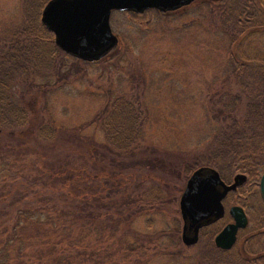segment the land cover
I'll return each mask as SVG.
<instances>
[{
  "label": "rangeland",
  "instance_id": "1",
  "mask_svg": "<svg viewBox=\"0 0 264 264\" xmlns=\"http://www.w3.org/2000/svg\"><path fill=\"white\" fill-rule=\"evenodd\" d=\"M34 4L0 0V63L27 115L25 126L0 129V264H195L177 208L189 170L217 153L225 166L231 151L260 149L245 140L256 114L227 75L217 17L208 5L197 15L116 11L109 57L57 51L46 61L30 55L48 48L30 42ZM117 99L139 112L127 156L108 151L101 128ZM43 126L52 138L38 134Z\"/></svg>",
  "mask_w": 264,
  "mask_h": 264
},
{
  "label": "flooded vegetation",
  "instance_id": "2",
  "mask_svg": "<svg viewBox=\"0 0 264 264\" xmlns=\"http://www.w3.org/2000/svg\"><path fill=\"white\" fill-rule=\"evenodd\" d=\"M41 1L43 2L42 4ZM46 1L48 2L49 0H32V2H35V4L34 8L31 10L34 16H38L37 18L40 28L49 38L47 45H51L64 55L70 56L61 51L55 45L52 31L42 26L39 20V15H41L42 9L47 3ZM38 2H40L41 5H39L42 6V8L38 5ZM204 5H208L209 13L213 17H217V21L220 23V29L218 31L219 33H222L223 36H225L227 47H229L230 55L228 59V67L230 68V73L227 75L230 76L231 74L232 78L242 82V88L240 89V92L243 94L239 96L243 97L247 111L256 114L254 120L255 125L260 126L261 122H263V117L260 115V112H264V0H190L187 4L181 5L171 11H160L154 7L144 8L141 11H120L128 12L129 14L135 16L141 15L147 11H155L161 14H169L170 12L182 13L190 11L197 15L198 9ZM38 6L40 8H38ZM36 7L39 10H37ZM219 8H221V11ZM253 10H256L255 13ZM116 11L119 10L113 9L109 13L108 24L110 31H112L109 22L110 17L112 13ZM130 11H132V13H130ZM190 21L196 22V17H191ZM112 33L117 39L116 43L111 46L107 53L105 52V54L96 61L109 57L111 50L118 45V36L113 31ZM235 46L237 47V50L235 49L234 51V48H236ZM240 51L241 53L238 55L237 52ZM236 69H238V71ZM248 85L252 87L251 90L249 89L250 87L248 88ZM245 87H247L248 92H246ZM259 92L262 94L260 95ZM256 94L259 97L256 96ZM244 96H246L247 99H245ZM245 140H247V142L249 140L250 143L262 141V139L258 137H255V139L250 137ZM250 154L251 153L248 154V157L251 159L250 162L252 166L256 164L254 167L240 169L239 167L241 164L240 161H238L237 163L232 164L231 168L226 169V174L224 175H221L219 171L213 166L201 165L208 166L216 170L220 179L226 185H229L231 184L230 182H233V177L235 174H242L244 179L242 182L236 184L232 189H229L224 193L220 199V214L217 217H212L209 219V221L205 222V224L201 223L197 227L195 235L196 237L191 244H183L185 246H192L195 264H264V200L261 197L259 187V179L264 167L261 170L255 168L258 164H260V157H257V155L254 156L255 154ZM239 170L241 172H238ZM247 176L249 177V182L246 180ZM261 204L263 208L261 207ZM181 228L182 221L180 219L179 239L181 235ZM213 228L214 230L217 228L215 232ZM231 229L233 231L232 239H230ZM225 231V236H222ZM220 236H222V238L216 240V238ZM197 240L199 242H196V244L195 241ZM194 243L196 244L195 246ZM213 259L216 260L213 261Z\"/></svg>",
  "mask_w": 264,
  "mask_h": 264
},
{
  "label": "water",
  "instance_id": "3",
  "mask_svg": "<svg viewBox=\"0 0 264 264\" xmlns=\"http://www.w3.org/2000/svg\"><path fill=\"white\" fill-rule=\"evenodd\" d=\"M189 1L49 0L42 9L40 22L52 31L55 45L60 50L82 61H94L116 43L117 39L108 24L111 10L141 11L154 7L160 11H171ZM243 179L242 174H235L233 182L226 185L217 171L208 166H199L190 172L177 201L182 221L180 239L183 244H191L196 237L197 227L220 214V199ZM259 187L264 200V170L259 179ZM232 232L231 229L230 239ZM225 234L226 231L222 236Z\"/></svg>",
  "mask_w": 264,
  "mask_h": 264
},
{
  "label": "trees",
  "instance_id": "4",
  "mask_svg": "<svg viewBox=\"0 0 264 264\" xmlns=\"http://www.w3.org/2000/svg\"><path fill=\"white\" fill-rule=\"evenodd\" d=\"M37 21V17L33 19L32 27H38L37 30H33V32H31L32 30L29 31L31 36L30 42L35 43V45L41 42L44 43V45H46L48 48L46 50H42V48H35V53L33 54L31 52L30 55L36 59H43L44 57H46V61H48L58 50L52 47L51 45H47V43L49 42V38L45 35V32L40 28V24ZM35 24L37 26H34ZM21 49H24L26 52L25 48L22 47ZM1 64L2 63H0V129L10 127L20 128L25 126L27 121V115L24 108L20 107L15 101L12 100L10 96V81L7 82V79L4 77V74H6L5 72L7 70L4 71L3 67H1ZM248 115L252 116L255 114L253 112H249ZM138 119L139 112L131 106L130 102L124 99H117L111 102L108 110L102 118L101 124V128L105 137V143L108 148V151L111 154H114L115 156H127L130 152L129 150L134 148V146L136 145V140L139 137ZM254 120L255 118L251 120V124H253L254 127L253 132H251L248 136L261 138L262 141L259 142V145L255 143H251L249 145L257 148L260 147L259 150H256V148L252 149V151L246 150L241 152L237 157L236 155L239 151H231L230 154H233V156L230 158V162L227 163L225 166L218 165V162L221 160V158L220 154L217 153L216 155H213L210 162H206L205 164L212 165L219 171V173L221 172V175H224L225 170L231 168L232 164H235V160H233V157L237 161H240V169L254 167L256 164L252 166L248 154L251 153L255 155H261L263 154L262 150L264 149V126L255 125ZM240 132L241 129L240 131H236L235 129V131L231 133L229 137L237 139V135H241ZM38 134L44 136L45 139H50L53 136V131L52 129H49L46 126H43L39 129ZM16 225L17 224H14V226Z\"/></svg>",
  "mask_w": 264,
  "mask_h": 264
},
{
  "label": "bare ground",
  "instance_id": "5",
  "mask_svg": "<svg viewBox=\"0 0 264 264\" xmlns=\"http://www.w3.org/2000/svg\"><path fill=\"white\" fill-rule=\"evenodd\" d=\"M43 1H44V0H43ZM46 2H47V1H46ZM46 2H45V3H46ZM224 2H225V1H224ZM42 3H43V2L41 1V4H42ZM45 3H44V4H45ZM39 4H40V2H38V5H39ZM41 4H40V5H41ZM225 4H226V3H225ZM40 5H39V6H40ZM220 5H221V4H220ZM36 6H37V5H36ZM39 6H38V8H40V7L42 8V6H40V7H39ZM43 6H44V5H43ZM224 6H225V5H224ZM224 6H223V7H224ZM32 8H34V7H32ZM36 8H37V7H36ZM38 8H37V10H39ZM219 9H220V11H221V8H219ZM40 10H41V9H40ZM119 11H120V10H119ZM222 11H223V10H222ZM255 11H256V10H255ZM255 11L253 10L254 13H255ZM123 12H124V11H123ZM116 13H117V12H116ZM119 13H120V12H119ZM130 13H132V11H130ZM133 13H134V12H133ZM170 13H171V12H170ZM254 13H253V14H254ZM38 14H39V11H38ZM39 16H40V15H39ZM255 16H256V15H255ZM37 17H38V16H37ZM222 17H223V16H222ZM35 18H36V17H35ZM222 19H223V18H222ZM37 20H38V18H37ZM39 20H40V18H39ZM34 22H35V21H34ZM37 22H38V21H37ZM109 22H110V21H109ZM35 23H36V22H35ZM34 26H37V25L35 24ZM42 26H43V25H42ZM37 27H38V26H37ZM35 28H36V27H35ZM44 29H45V28H44ZM222 29H224V28H222ZM34 30H37V29H34ZM217 31H218V30H217ZM26 32H28V31H26ZM111 32H112V31H111ZM37 33H38V32H37ZM241 34H242V33H241ZM26 40H27V39H26ZM235 47H236V46H235ZM110 48H111V47H110ZM110 48H109V49H110ZM243 48H244V47H243ZM232 49H233V46H232ZM235 49L237 50V47H236ZM108 51H109V50H108ZM106 53H107V52H106ZM240 53H241V51H240ZM83 62H84V61H83ZM91 62H92V61H91ZM91 62H90V63H91ZM95 62H96V61H95ZM232 63H233V62H232ZM240 63H241V62H240ZM235 65H236V64H235ZM237 65H238V64H237ZM236 70L238 71V69H236ZM257 75H258V74H257ZM234 76H235V75H234ZM260 78H261V77H260ZM258 80H259V78H258ZM260 80H261V79H260ZM262 82H263V81H262ZM258 83H259V82H258ZM259 85H260V84H259ZM261 85H262V83H261ZM262 86H263V85H262ZM260 88H261V87H260ZM261 89H262V88H261ZM257 91H258V88H257ZM261 92H262V91H261ZM259 93H260V92H259ZM261 94H262V93H260V95H261ZM263 94H264V93H263ZM256 96H258V95L256 94ZM258 97H259V96H258ZM258 97H257V98H258ZM261 97H262V96H261ZM261 99H262V98H261ZM256 100H257V99H256ZM217 109H218V108H217ZM263 109H264V108H263ZM215 111H216V110H215ZM216 112H217V111H216ZM218 112H219V111H218ZM223 112H224V111H223ZM221 114H222V113H221ZM251 119H252V118H251ZM236 129H237V128H236ZM227 131H228V130H227ZM230 134H231V133H230ZM221 138H222V137H221ZM225 143H226V142H225ZM220 145H221V144H220ZM222 151H223V150H222ZM230 153H231V152H230ZM250 155H252V154H250ZM256 155H257V154H256ZM256 155H254V156H256ZM257 156H258V155H257ZM259 156H260V155H259ZM240 158H241V157H240ZM250 158H251V157H250ZM250 160H251V159H250ZM253 163H254V162H253ZM233 172H234V171H233ZM238 172H241V171L239 170ZM220 173H221V172H220ZM242 173H243V172H242ZM225 174H226V173H225ZM257 175H258V174H257ZM229 177H230V176H229ZM231 177H232V176H231ZM256 177H257V176H256ZM227 178H228V177H227ZM248 178H249V177L247 176V179H246V180H248V182H249V179H248ZM228 179H229V178H228ZM256 179H257V178H256ZM231 181H232V180H231ZM230 183H232V182H230ZM255 183H256V181H255ZM227 185H228V184H227ZM255 185H256V184H255ZM242 186H243V185H242ZM245 186H247V185H245ZM240 187H241V186H240ZM235 188H237V187H235ZM229 192H230V191H229ZM260 199H261V197H260ZM260 199H259V200H260ZM260 201H261V200H260ZM261 207L263 208L262 204H261ZM248 209H249V208H248ZM244 215H245V214H244ZM233 222H234V221H233ZM247 222H248V221H247ZM203 224H205V223H203ZM210 229H211V228H210ZM216 229H217V228H215V230H216ZM204 230H205V229H204ZM213 230H214V228H213ZM215 230H214V232H215ZM238 230H239V229H238ZM208 231H209V230H208ZM216 232H217V231H216ZM236 232H237V231H236ZM202 233H203V231H202ZM208 233H209V232H208ZM235 234H236V233H235ZM211 236H212V235H211ZM235 236H236V235H235ZM196 242H199V241L197 240V241H195V243H196ZM195 243H194V246L197 244V243H196V244H195ZM182 244H183V243H182ZM187 247H188V246H187ZM216 248H217V247H216ZM229 248H230V247H229ZM221 250H222V249H221ZM227 250H228V249H227ZM224 251H225V250H224ZM216 258H217V257H216ZM215 260H216V259H215ZM215 260L213 259V261H215ZM217 260H218V259H217Z\"/></svg>",
  "mask_w": 264,
  "mask_h": 264
}]
</instances>
